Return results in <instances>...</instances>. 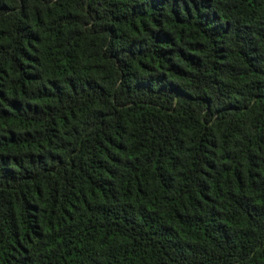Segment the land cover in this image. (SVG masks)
Listing matches in <instances>:
<instances>
[{
    "label": "trees",
    "instance_id": "obj_1",
    "mask_svg": "<svg viewBox=\"0 0 264 264\" xmlns=\"http://www.w3.org/2000/svg\"><path fill=\"white\" fill-rule=\"evenodd\" d=\"M0 264H264V0H0Z\"/></svg>",
    "mask_w": 264,
    "mask_h": 264
}]
</instances>
